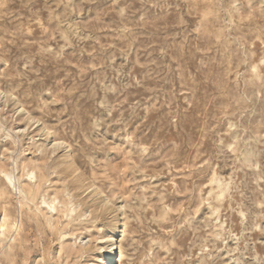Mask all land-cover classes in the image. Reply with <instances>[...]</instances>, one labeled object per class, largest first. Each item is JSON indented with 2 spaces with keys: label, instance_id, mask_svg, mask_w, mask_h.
<instances>
[{
  "label": "rangeland",
  "instance_id": "obj_1",
  "mask_svg": "<svg viewBox=\"0 0 264 264\" xmlns=\"http://www.w3.org/2000/svg\"><path fill=\"white\" fill-rule=\"evenodd\" d=\"M113 234L118 264H264V0H0V264Z\"/></svg>",
  "mask_w": 264,
  "mask_h": 264
},
{
  "label": "bare ground",
  "instance_id": "obj_2",
  "mask_svg": "<svg viewBox=\"0 0 264 264\" xmlns=\"http://www.w3.org/2000/svg\"><path fill=\"white\" fill-rule=\"evenodd\" d=\"M56 144H58V143H56ZM65 151H67V150L65 149ZM105 201H106V199H105ZM116 227H119L118 223H117ZM117 241H118V239H116L114 234L109 235L108 238L104 241V245L101 247V249L103 251L104 258H105L103 261L104 263L105 262H106V264H118L119 263L120 258H119V250H118V246H117Z\"/></svg>",
  "mask_w": 264,
  "mask_h": 264
}]
</instances>
